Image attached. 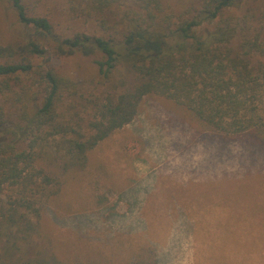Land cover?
Instances as JSON below:
<instances>
[{"label": "rangeland", "instance_id": "1", "mask_svg": "<svg viewBox=\"0 0 264 264\" xmlns=\"http://www.w3.org/2000/svg\"><path fill=\"white\" fill-rule=\"evenodd\" d=\"M161 2L173 19H191L203 4ZM23 4L60 37H118L119 20L127 9L136 10L127 5L88 15L76 0ZM227 18L240 25L228 45L232 53L244 40L264 44V0H242L222 12L220 19ZM24 33L10 5L0 0V44ZM98 60L80 54L50 58L53 69L73 81L75 92L63 110L83 131L95 105L139 83L126 69L102 79ZM5 109L0 137L8 140L22 124L14 106ZM60 166L59 159L50 170V191L56 194L43 206L29 246V254L46 264H137L150 250L158 264H264V146L249 136L216 135L173 102L145 97L132 122L88 153L84 168L63 173Z\"/></svg>", "mask_w": 264, "mask_h": 264}, {"label": "trees", "instance_id": "2", "mask_svg": "<svg viewBox=\"0 0 264 264\" xmlns=\"http://www.w3.org/2000/svg\"><path fill=\"white\" fill-rule=\"evenodd\" d=\"M5 1L25 33L0 44V124L8 103L22 124L8 140L0 137V264H46L29 246L43 206L56 194L51 168L59 159L63 173L84 168L88 153L132 122L145 97L173 102L206 131L264 146V63L255 59H264V44L244 40L232 53L238 19H220L242 0H203L191 19H173L161 0H76L88 15L135 6L119 20L118 37H60L46 18L30 16L23 0ZM75 54L98 56L104 80L123 69L139 78L130 91L95 105L84 131L63 110L73 81L50 63ZM144 258L137 264H158L152 250Z\"/></svg>", "mask_w": 264, "mask_h": 264}]
</instances>
